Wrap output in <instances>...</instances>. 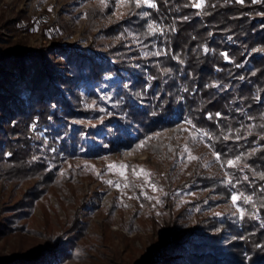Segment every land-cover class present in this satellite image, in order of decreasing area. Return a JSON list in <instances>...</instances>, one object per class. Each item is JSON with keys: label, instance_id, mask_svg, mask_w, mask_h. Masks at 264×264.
<instances>
[{"label": "trees", "instance_id": "obj_1", "mask_svg": "<svg viewBox=\"0 0 264 264\" xmlns=\"http://www.w3.org/2000/svg\"><path fill=\"white\" fill-rule=\"evenodd\" d=\"M79 1L91 5L85 45L57 43L61 17L0 13L1 30L48 41L0 57V264H97L113 216L88 237L80 183L98 182L97 200L107 186L80 162L120 149L173 161L178 146L163 138L184 127L216 170L196 161L180 184L207 195L168 213L133 264H264V0ZM233 194L243 215L209 213Z\"/></svg>", "mask_w": 264, "mask_h": 264}, {"label": "rangeland", "instance_id": "obj_2", "mask_svg": "<svg viewBox=\"0 0 264 264\" xmlns=\"http://www.w3.org/2000/svg\"><path fill=\"white\" fill-rule=\"evenodd\" d=\"M66 3L71 5L69 8L72 13L65 11ZM90 6L82 1L75 3V0H0V13L4 12L7 18L12 17L16 10H23L27 15H41L43 19L49 17L58 20L61 17L66 23V28L63 32L54 31L55 37L60 38L57 43L85 45L88 42L84 24L85 11L90 9ZM45 8L47 11L43 13ZM114 19H116L115 12H106L107 22ZM157 24L153 25L155 30ZM18 40L25 43L26 50L48 44V41L45 42L37 33L13 34L0 29V57L9 52ZM96 91L102 99L103 93L107 92V86L101 84ZM100 109L103 111L104 107ZM163 139L176 142L178 149L175 160H160L150 156L146 151L120 149L115 154L80 162V164H89L99 181H103L107 186V190L97 200L91 191L98 182L91 186H88L86 181L80 183L85 192L90 193L84 206L90 215L88 237L94 238L95 234H102V223L106 220L107 214L112 212L113 216L110 229L114 236L108 241L106 248L98 247L103 259L97 264H133L141 246L143 249L149 248L160 237L159 225L164 222L168 213L184 216V208L187 209V213L192 208V204L206 197V193L196 191L189 185L180 184L186 179L196 161L204 168L216 170L213 156L202 143L200 136L189 127H184L181 134H174L171 129L167 130ZM185 148L188 149L187 152ZM189 155L195 159H189ZM122 165L127 166L124 169V176L120 174ZM140 169H144L150 175L146 177L143 174H134V170L135 173H139ZM166 174H169L170 180H166ZM108 181L113 183L110 185ZM117 183L121 186L119 189L116 187ZM149 184L156 185V190L148 186ZM124 185L128 186L124 187ZM23 187L26 188L27 184ZM141 192L146 193V196L141 195ZM8 193V191L5 193L4 199L8 198ZM16 196H19V191H16ZM93 206H96V209H93ZM240 212L239 206L234 204L231 198L209 211L210 214L217 216L225 214L240 216ZM39 213L40 210L37 209L35 215L38 216ZM189 221L186 222V228L189 226Z\"/></svg>", "mask_w": 264, "mask_h": 264}, {"label": "snow or ice", "instance_id": "obj_3", "mask_svg": "<svg viewBox=\"0 0 264 264\" xmlns=\"http://www.w3.org/2000/svg\"><path fill=\"white\" fill-rule=\"evenodd\" d=\"M144 2L146 3V4H148V6L149 7H154L155 5L154 4H152V3H150V0H144ZM241 2H243V0H241ZM196 7H201L202 5L201 4H197V5H195ZM227 58V57H226ZM217 115H219V114H217ZM190 123V122H189ZM228 137H225V139H227ZM142 146V145H141ZM185 151L187 152L188 151V149L187 148H185ZM216 157H217V159H219L220 158V156H219V154L217 153L216 154ZM189 159H195V157H192L191 155H189V157H188ZM227 165L228 166H234V161H232V160H228L227 162ZM110 167H115V166H110ZM126 167L127 166H121V176H124V169H126ZM134 174H136V175H140V174H143V175H145L146 177L148 176V175H150V174H148L147 172H145V170L144 169H140V172L139 173H135V170H134ZM262 179H264V176H262L261 177ZM245 179H247V177H245ZM108 183L111 185L113 182L112 181H108ZM146 183H148V181L146 180ZM229 183H231V181L229 180ZM128 185H124V187H127ZM148 186H150L154 191L156 190V185H154V184H149ZM116 187L119 189L121 186L117 183L116 184ZM141 195H145L146 196V193H144V192H141ZM241 197L239 196V195H237V194H233L232 195V197H231V199H232V201H233V203L235 204L239 199H240ZM157 202H159V201H157ZM244 202L245 203H247L248 202V198H244ZM240 211H241V215H243V210L242 209H240Z\"/></svg>", "mask_w": 264, "mask_h": 264}, {"label": "built area", "instance_id": "obj_4", "mask_svg": "<svg viewBox=\"0 0 264 264\" xmlns=\"http://www.w3.org/2000/svg\"><path fill=\"white\" fill-rule=\"evenodd\" d=\"M157 31L158 33H162V27L160 26V24H157Z\"/></svg>", "mask_w": 264, "mask_h": 264}]
</instances>
